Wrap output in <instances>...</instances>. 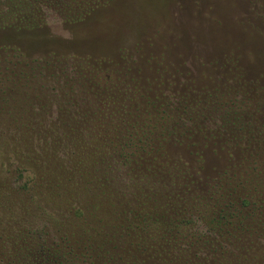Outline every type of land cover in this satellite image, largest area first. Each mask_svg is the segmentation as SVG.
<instances>
[{
  "label": "rangeland",
  "instance_id": "rangeland-1",
  "mask_svg": "<svg viewBox=\"0 0 264 264\" xmlns=\"http://www.w3.org/2000/svg\"><path fill=\"white\" fill-rule=\"evenodd\" d=\"M113 109L171 133L164 181L149 157L130 167L133 205L93 168L67 174L56 144L31 132L54 113ZM0 193V237L18 248L5 264H150L163 249L172 264H264V0H0ZM221 194L257 210L229 234L169 233L146 254L148 230H125L109 209L167 214L169 202L182 215Z\"/></svg>",
  "mask_w": 264,
  "mask_h": 264
},
{
  "label": "trees",
  "instance_id": "trees-1",
  "mask_svg": "<svg viewBox=\"0 0 264 264\" xmlns=\"http://www.w3.org/2000/svg\"><path fill=\"white\" fill-rule=\"evenodd\" d=\"M9 10L12 11L11 5L8 6ZM42 22V21H41ZM6 24L7 21H4ZM40 25V23H37ZM108 87L102 88L101 94L107 91ZM108 92V91H107ZM108 99H101L103 102L110 104L115 100L114 95H107ZM118 102V101H117ZM120 108V107H119ZM65 110V105L63 107ZM101 109V108H100ZM90 110V109H89ZM96 112L99 114L97 115ZM103 110L94 111L93 113L86 114L84 116H75L74 113L71 114H51L47 117L46 121H43V127L38 129L31 127V132H38L37 137H35V143L39 142L38 136H42L43 139L52 141L56 144L57 155L61 158L63 165L67 171L74 179L80 177V173H83L89 168H93L90 171L94 176H99L105 179L111 185L109 186V191L113 190L124 198V202L127 201L126 198L129 195L130 185H135L131 180L135 178L136 170L132 171L130 167L135 165H142V162L151 158L152 171H154L160 180L164 181L168 171V156L165 151L167 148L166 138L171 135L164 130L155 132L153 130L148 131H138L135 129L137 120L141 123V119L144 117L136 116L135 122L132 123L129 117L125 113H117L115 109L109 111V114H104ZM42 122V123H43ZM144 124V123H141ZM125 132L123 137H121L122 132ZM181 136H185L184 132H178ZM189 138V137H187ZM44 141V140H43ZM170 141V140H169ZM84 144L86 148L91 146V151L87 152L85 155H80L77 153L78 145ZM114 150L115 153H114ZM163 161H167L164 163ZM126 165V166H125ZM128 168L124 170L123 167ZM167 166V169L165 170ZM177 166V165H174ZM178 167V166H177ZM158 171H156V170ZM165 170V171H164ZM181 171V170H180ZM69 175V176H70ZM132 179H126L127 177ZM163 176V177H162ZM95 178V177H94ZM141 182V181H140ZM141 187V186H140ZM79 190V189H78ZM182 191H172L170 196L178 198L177 209L182 206H187L186 201L189 195V191H186L183 186ZM169 195V193H168ZM128 203L133 205L137 203L138 198L134 196H128ZM2 196L0 193V200ZM194 198V197H193ZM192 198V199H193ZM230 195H219L213 204L202 203V198L198 201L189 203L187 211L184 214L178 215L177 209L168 202V208H174L172 213L167 214L159 210L156 213H140L136 209L129 211L128 208L122 207L123 203H118V205L113 207L111 204L109 209L112 215L117 217L115 222H118L119 226L124 225L125 230H137L144 231L148 230L147 233L150 234L146 245H140L142 252L146 254L147 245L150 243V247H154V243L160 242V246L163 249L164 244L168 242L165 238L166 235L171 233L175 238L183 236L188 238L189 235L197 236L198 238L209 237V234H229L231 232L228 227L235 224V220L238 217L237 227L241 228L242 224H245L246 218L251 213H255L257 208H253L249 211L250 206L258 204L256 200H250L249 198L242 199H232ZM143 201V198L141 197ZM1 207L5 204H1ZM259 207H263V203L259 202ZM221 209L219 212L218 209ZM196 210V211H195ZM248 211L249 214L246 212ZM138 212V213H137ZM4 212L0 213L1 218L4 217ZM252 215V214H251ZM128 224V225H126ZM116 226V225H115ZM7 229L6 227L3 228ZM158 231L161 233L158 240L151 239V233ZM187 232V233H186ZM173 233V234H172ZM7 233H1L0 239V264H5L7 259L4 258V254L9 257L14 258L16 252H18L17 245L10 247L11 244L7 242ZM7 237V238H6ZM6 238V239H5ZM121 238V237H120ZM154 238V237H153ZM6 247L2 249L3 245ZM164 252L160 254L151 253L149 257L153 262L150 264H172V259L168 253L167 249H163ZM167 251V253H166ZM40 252L31 250L30 254L33 255L29 261L36 260V254ZM165 253V254H164ZM25 256V254H23ZM40 260L38 258L36 261ZM13 262V261H12ZM43 263V262H42Z\"/></svg>",
  "mask_w": 264,
  "mask_h": 264
}]
</instances>
